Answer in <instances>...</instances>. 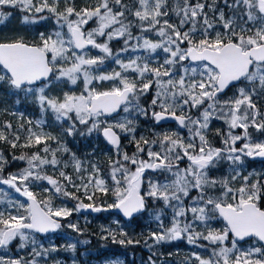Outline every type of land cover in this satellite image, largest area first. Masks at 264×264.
<instances>
[{"label":"snow or ice","instance_id":"1","mask_svg":"<svg viewBox=\"0 0 264 264\" xmlns=\"http://www.w3.org/2000/svg\"><path fill=\"white\" fill-rule=\"evenodd\" d=\"M9 10L37 34L0 35V114H18L0 143L37 151H0V264H91L62 221L110 210L151 215L143 240L99 233L143 243V264H171L155 249L176 242L192 249L180 264H264V0H0V26Z\"/></svg>","mask_w":264,"mask_h":264},{"label":"trees","instance_id":"2","mask_svg":"<svg viewBox=\"0 0 264 264\" xmlns=\"http://www.w3.org/2000/svg\"><path fill=\"white\" fill-rule=\"evenodd\" d=\"M16 12L20 14L19 11H16ZM14 24H19L18 18H15ZM11 27H12V24L8 20L6 25L0 26V35L6 36V34L4 33V30L7 29L8 31H10L12 29ZM23 27H25V33L22 36L25 37L27 40H32L37 34L36 28L35 27L27 28V26H23ZM40 30H44V29H40ZM7 37H11V36H9L7 34ZM7 102L12 104L11 109H13L14 105H13L12 101L8 100ZM1 104H2V102H0V105ZM21 109H23L25 111H30L31 116H33V117L35 116V113L31 109V107L25 106L24 108H21ZM4 120L10 121V118L7 115H4L2 118V121H4ZM72 147L77 152L84 153L86 155H88L90 152H92L93 147H95L97 149V156L99 157V159L102 162L105 163V166H106L107 157L102 155V153L104 151H106V148L103 144H97L96 141H79V142L74 143L72 145ZM129 150L131 151V148H129ZM0 151H3L5 153V155H7L9 157V159H11L12 154L20 155L22 152H28L29 154H31L32 152L37 151V149L36 148H31V149L17 148L15 150H13L9 147V145H7L5 143H0ZM24 166H25L24 162H20V161L12 162L10 164V166L6 169V172H15ZM38 194H39L40 198H43L42 194H40V193H38ZM107 197L112 198L111 196H107ZM104 198L105 197H101V199L98 200L97 203H103ZM119 219H121L122 222L126 221V220L122 219L121 217H119ZM136 219H135L136 220L135 221V223H136L135 230L137 231V236L133 239L143 240V234H146V232L148 230V226H149V224H147V223H150V222H145L144 219H140L139 217H137ZM151 226H152V224H151ZM83 228L85 230V234L83 237H81V239H89L91 243L89 245H86V246L81 245L80 249H81V251H83L85 248L90 247L92 249L91 258H94L97 260H103V259H108L111 256H122L125 259L126 264H138L137 257H139V259L142 260V259H145L147 257V254L149 255V253L146 252V250H145L146 247L143 245V243H141L140 245H128V246L113 244L111 242V240H108V241L101 240L99 238L100 232H98L97 229H95L93 227V225H87ZM153 229H154V227H153ZM128 233L132 236V233L130 230H128ZM72 235L74 236L75 234H72ZM155 250L157 251V253L162 252L165 259L180 262L186 256L189 255V254H187V251L192 250V249L190 246H187L184 243H179V244L175 243L171 246H161ZM169 252L173 253V256L171 258L168 257Z\"/></svg>","mask_w":264,"mask_h":264},{"label":"rangeland","instance_id":"3","mask_svg":"<svg viewBox=\"0 0 264 264\" xmlns=\"http://www.w3.org/2000/svg\"><path fill=\"white\" fill-rule=\"evenodd\" d=\"M9 11H12V16L9 19V21L12 24V27H11L12 29L10 31L5 29L4 33L6 34V36L8 34L11 37H13V36H22L25 33V27H23L25 25L22 23V19H21L22 16H23V13L20 12V14H19V13L16 12L17 10L16 11L15 10H9ZM15 18L19 19V24H14ZM0 106L8 107L9 109L12 108V104H10L9 102H6V103L2 102V104ZM20 110L21 111H25L23 109H20ZM25 112H26V114L28 116H31L30 111H25ZM3 116H4V114H0V122H2ZM7 116L10 118V121L15 126L17 124V122H18V114H17V116H13L11 114H7ZM73 151L77 152L75 149H73ZM77 154L81 155V156H87L84 153L77 152ZM251 166L256 168V169H258V170L264 169L263 166L256 167V166H254L252 164H251ZM34 189L36 191H38L40 194H42L43 197L46 195V194H44L41 191L40 187H34ZM61 202H62L61 199H55L54 200V204L57 205V206H59L61 204ZM111 202H112V198H109V197H105L104 198L103 203H111ZM66 203L68 204L69 207H71L75 202L74 201H67ZM85 203H87L86 200H85ZM139 218L140 219H144L145 222H150V223H147V224H152V226L155 229L156 225L153 222V219H152L151 215H149L147 218H141V217H139ZM117 219H119V216L116 213L112 212V210H110V211H102L100 213H93L91 211H87V212H82V213H74L73 216L69 217L68 220H66V221H62V223L66 224L68 221L79 222V224H80V226L82 228L87 226V225H93V227L95 229H97L98 232H100L101 226L109 227V228H112V229H118L120 227H123L127 232H128V230L131 231L132 236L129 234V236L131 238H135L137 236V231L135 230V228H136V223H135L136 220L135 219L132 220V221H125V222L121 221L120 225H117V224L113 223ZM70 231H71L70 229L65 228L61 232L52 235V237L55 239L56 243H63L64 240L67 239L66 234L69 233ZM57 237H59V238H57ZM176 243L179 244V243H182V242H176ZM82 246H86V245H82ZM145 250H146L147 253H149V255H151V252L149 251L148 248H146ZM190 251L191 250L187 251V254H189ZM63 255H64L63 257H68L71 254L65 253ZM149 255L147 254V257ZM147 257L145 259H142V260L139 259V257H137L138 264H143V262H145L147 260ZM90 260H91V264H112L113 261L118 262V264H126L125 259L122 256H111L108 259H103V260H97V259H94V258H90ZM69 264H70V261H69ZM171 264H180V262L171 261Z\"/></svg>","mask_w":264,"mask_h":264},{"label":"flooded vegetation","instance_id":"4","mask_svg":"<svg viewBox=\"0 0 264 264\" xmlns=\"http://www.w3.org/2000/svg\"><path fill=\"white\" fill-rule=\"evenodd\" d=\"M165 127L166 128L167 127H175V125H166ZM250 164H252V165H254L256 167H258V166H263L264 167V162L260 161L259 159H257L256 161H251ZM34 191H36V190L34 189ZM36 192L39 193L38 191H36Z\"/></svg>","mask_w":264,"mask_h":264},{"label":"water","instance_id":"5","mask_svg":"<svg viewBox=\"0 0 264 264\" xmlns=\"http://www.w3.org/2000/svg\"><path fill=\"white\" fill-rule=\"evenodd\" d=\"M112 212L118 214L121 217V214H119L118 212H116L115 210H112ZM50 235H54V234H50Z\"/></svg>","mask_w":264,"mask_h":264}]
</instances>
